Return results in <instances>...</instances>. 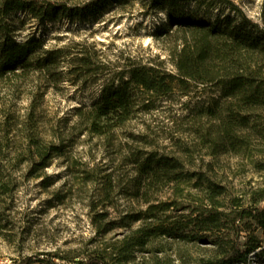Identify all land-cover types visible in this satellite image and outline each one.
<instances>
[{"label": "trees", "instance_id": "16d2710c", "mask_svg": "<svg viewBox=\"0 0 264 264\" xmlns=\"http://www.w3.org/2000/svg\"><path fill=\"white\" fill-rule=\"evenodd\" d=\"M136 5L143 15H163L153 35L176 41L175 70L130 57L112 64L95 43L49 46L46 38L34 33L20 39V24L25 19L43 26L65 20L91 26L112 12ZM31 72L49 87L69 83L82 90L97 86L96 96L80 102L73 112L83 133L107 139L140 115L160 109L165 101L177 95L187 97L185 108L198 103L197 126L203 119L215 123L208 131L195 128L213 148L212 128L230 135L233 126H246L251 115L264 114V23L251 18L233 0H0V80ZM259 131L264 137V128ZM28 140L17 157L33 159L36 169H45L54 158L67 154L64 142L45 143L34 131ZM5 149L0 141V197L11 195L16 186ZM125 160L130 173L122 193L146 206L125 215L119 226L128 232L113 243L111 251L70 260L57 251H47L24 256L15 264H113L109 255L124 261L157 239L210 244L212 254L196 264H252V256L264 263V190H255L247 204L241 197H230L228 188L206 171L156 149L135 150ZM85 171V180L97 179L92 170ZM102 179L100 198L108 206L106 201L117 192L120 181L112 172ZM166 188L171 193L164 199L160 195ZM189 195L195 198L186 201ZM107 213L95 215L100 230ZM135 222L141 224L133 228ZM1 225L0 217V230Z\"/></svg>", "mask_w": 264, "mask_h": 264}, {"label": "rangeland", "instance_id": "374dc122", "mask_svg": "<svg viewBox=\"0 0 264 264\" xmlns=\"http://www.w3.org/2000/svg\"><path fill=\"white\" fill-rule=\"evenodd\" d=\"M233 1L251 18L264 23V0ZM142 11L139 5L117 10L91 26L71 25L67 20L63 24L43 26L19 14V18L25 19L20 24V39L34 33L46 38L49 46L95 43L105 60L112 64L130 57L162 63L175 70L172 57L176 41L153 35L155 24L163 15L146 16ZM96 94L94 85L82 90L69 83L49 87L34 72L9 74L0 80V141L10 159L8 171L16 182L11 195L0 197V264H15L24 256L47 251H57L67 260L111 251L113 243L128 232L126 227L119 226L125 215L146 206L122 193L130 173L125 157L135 150L156 149L178 155L187 166L194 165L225 185L230 197H241L247 204L255 190H264V137L259 131L264 128V114L251 115L246 126H233L230 135L212 128L215 139L211 141L212 148L210 142H203L195 128L200 126L202 131H208L215 123L203 119L197 126L198 103H190L187 109L188 98L177 95L165 101L160 109L130 121L107 139L83 133L73 112L80 102H89ZM32 131L45 143L64 142L66 156L54 158L45 169H36L33 159L18 158ZM230 139L234 142L230 143ZM85 170H92L97 179L85 180ZM108 172L120 182L117 192L106 201L110 205L106 206L100 198V188L102 176ZM165 190L160 195L164 199L171 193L169 188ZM189 198L185 200L195 197L189 195ZM106 211L100 230L94 218ZM140 224L135 222L132 226L136 228ZM110 226L116 227L106 231ZM211 254L212 246L207 243L157 239L143 249H136L127 260L109 257L113 264H196ZM252 264L264 263L252 256Z\"/></svg>", "mask_w": 264, "mask_h": 264}]
</instances>
